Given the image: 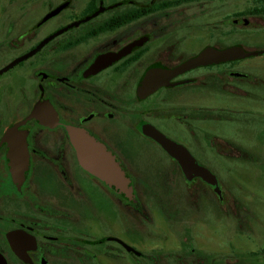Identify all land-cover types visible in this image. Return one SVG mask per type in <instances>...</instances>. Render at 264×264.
Wrapping results in <instances>:
<instances>
[{"label":"flooded vegetation","instance_id":"obj_1","mask_svg":"<svg viewBox=\"0 0 264 264\" xmlns=\"http://www.w3.org/2000/svg\"><path fill=\"white\" fill-rule=\"evenodd\" d=\"M263 38L264 0H0L5 263L253 264L256 251L229 254L227 228L255 234L259 221L220 177L249 150L221 127L264 119V66L240 69L264 57L245 39L260 46ZM231 47L257 54L180 69L207 49ZM150 128L185 148L216 184L187 180ZM76 133L104 149L129 196L81 164ZM134 240L155 251H138Z\"/></svg>","mask_w":264,"mask_h":264},{"label":"rangeland","instance_id":"obj_2","mask_svg":"<svg viewBox=\"0 0 264 264\" xmlns=\"http://www.w3.org/2000/svg\"><path fill=\"white\" fill-rule=\"evenodd\" d=\"M247 38V36L245 35ZM251 39V38H249ZM247 40L246 49L255 50L264 48V38L261 42V45H257V41ZM255 44V45H254ZM243 65V67H242ZM240 66V69L243 71H250L256 67L264 66V57L255 58L245 61ZM239 67V66H238ZM259 76L264 77V70L259 74ZM261 96H264V91L261 90ZM230 102H235V106L242 108L247 111L248 109L254 113L258 112L255 103L251 105L248 104L249 100L247 98L233 97L230 99ZM238 118L234 115L233 118ZM245 118H252V116H245ZM246 120H241L240 122L235 119L233 121L226 122L222 125L223 136L229 137L230 139L238 140L247 150H249L246 159L242 162H236L232 159L228 162V168L223 170L220 174V177L223 178V181L227 185L228 197L236 199L237 202L247 207L248 213L250 215H255L259 221L258 230L254 233L240 232L238 230H232L227 228L228 238L226 245L228 246L229 254H235L247 259L248 255L246 253L256 251L253 264H264V119L261 121L257 117H254L250 120L249 123H245ZM190 150V149H189ZM220 173V172H219ZM147 208V207H146ZM147 213L151 216L156 215V210L151 207L147 208ZM232 212H234L232 210ZM151 216V217H152ZM154 218V217H153ZM133 226L138 231L143 229V222L140 218L133 217ZM137 220V221H136ZM258 224V223H257ZM159 229H162L161 227ZM221 230V227H218V230ZM171 231H173L171 229ZM151 240V237L149 236ZM212 239V250L214 252H221L223 237L220 232L216 231L214 234H211ZM172 241V235L168 237V240L165 242L166 245L170 244ZM197 245L207 246V240L204 238H197ZM171 245V244H170ZM225 245V244H224ZM223 245V246H224ZM219 246V247H218ZM133 247L138 251H155L151 249V245L142 244L140 240L133 241ZM221 249V250H220ZM239 249V250H237ZM151 254V253H150Z\"/></svg>","mask_w":264,"mask_h":264},{"label":"water","instance_id":"obj_3","mask_svg":"<svg viewBox=\"0 0 264 264\" xmlns=\"http://www.w3.org/2000/svg\"><path fill=\"white\" fill-rule=\"evenodd\" d=\"M256 54L257 52H245L241 47H231L220 52L207 49L195 59L186 62L180 69L185 70L208 63L242 59ZM147 134L153 138L168 155L177 160L187 180H190L193 176H197L210 185L216 184L215 177L206 169L198 166L187 150L181 145L166 139L152 128L147 131ZM73 142L78 152V158L85 168L89 169L106 182L116 185L119 192H124L129 196L130 189H126V178L99 144L82 133L74 134ZM215 190L218 191L217 188H215ZM0 264H6L1 255Z\"/></svg>","mask_w":264,"mask_h":264}]
</instances>
